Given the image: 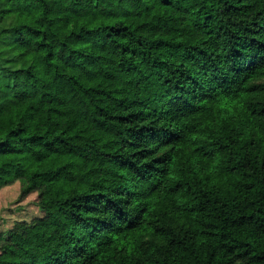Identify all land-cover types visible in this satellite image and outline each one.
<instances>
[{"label": "trees", "instance_id": "trees-1", "mask_svg": "<svg viewBox=\"0 0 264 264\" xmlns=\"http://www.w3.org/2000/svg\"><path fill=\"white\" fill-rule=\"evenodd\" d=\"M17 181L0 264H264V0H0Z\"/></svg>", "mask_w": 264, "mask_h": 264}, {"label": "rangeland", "instance_id": "rangeland-1", "mask_svg": "<svg viewBox=\"0 0 264 264\" xmlns=\"http://www.w3.org/2000/svg\"><path fill=\"white\" fill-rule=\"evenodd\" d=\"M20 182L5 186L0 190V232L11 228L16 221L31 220L41 216L36 192L20 199Z\"/></svg>", "mask_w": 264, "mask_h": 264}]
</instances>
